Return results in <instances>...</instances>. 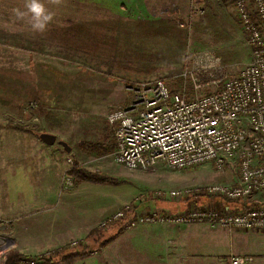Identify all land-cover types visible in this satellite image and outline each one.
<instances>
[{"label":"rangeland","instance_id":"obj_1","mask_svg":"<svg viewBox=\"0 0 264 264\" xmlns=\"http://www.w3.org/2000/svg\"><path fill=\"white\" fill-rule=\"evenodd\" d=\"M235 1L196 0L202 9L197 14L192 0H63L60 5L41 0L53 13V21L46 32L33 33L28 17L17 16L26 12L25 0H0V190L3 186L9 200L21 195L23 207L39 222L56 216L55 210L70 217L84 208L72 211L59 203L53 210L40 202L34 209L29 192L33 187L73 192L80 183L93 184L95 190L89 191L100 207L85 236L58 247L46 242V249L36 253L16 248L15 219L11 213L0 216V222L7 224L0 229L4 233L0 246L6 247L0 251V264H5L11 250L21 256L17 264L25 258L45 264L48 259L40 257L45 253L54 256L56 249L69 253L92 248L89 253L96 254L105 247L114 260L123 263L126 244L150 236L163 240L152 245L148 238L137 245L139 253L163 251L166 264H177L178 256L181 264L188 260L191 264L195 263L192 260L196 264L210 260L228 264L232 254L219 253L232 248L246 250L253 260L264 252L260 235H242L264 229L193 222L123 223V229H118L117 222L104 229L100 226L102 220L127 205H134L137 212L159 209L175 214L197 207L231 211L237 204L206 192L213 184L237 180V159L220 169L210 163L172 169L163 162L146 169H128L113 158V129L107 121L112 110L130 103L133 92L128 88L137 83L161 78L171 90L192 98L217 89L224 79L236 75L251 56ZM42 132L65 141L70 151L57 142L43 143L38 137ZM76 164L87 173L108 176L112 183L79 181L72 188H63V180ZM30 180L34 186L30 187ZM176 189L190 194L183 198L165 194ZM93 229L102 230L111 241L100 248L97 242L88 244ZM187 233L195 235L189 243L177 240ZM209 242L211 249H207ZM177 253L180 255L175 256ZM58 257L54 260H61Z\"/></svg>","mask_w":264,"mask_h":264},{"label":"built area","instance_id":"obj_2","mask_svg":"<svg viewBox=\"0 0 264 264\" xmlns=\"http://www.w3.org/2000/svg\"><path fill=\"white\" fill-rule=\"evenodd\" d=\"M191 7L197 14L202 12L196 0ZM235 10L251 56L236 75L224 79L217 89L192 98L171 90L161 78L137 83L128 88L133 92L130 103L112 110L107 121L116 143L113 158L128 169H146L158 162L172 169L204 163L220 169L237 159V180L213 184L206 191L237 204L231 211L197 207L175 214L159 209L137 212L134 205H127L102 220V228L115 222L127 226L193 222L264 229V0H236ZM73 184L68 174L63 188ZM165 194L183 198L190 193L176 189ZM5 225L0 222V229ZM4 249L1 245L0 251ZM51 257L45 253L40 260ZM252 261L251 255L232 254L228 264ZM36 263L34 258L22 261Z\"/></svg>","mask_w":264,"mask_h":264},{"label":"crops","instance_id":"obj_3","mask_svg":"<svg viewBox=\"0 0 264 264\" xmlns=\"http://www.w3.org/2000/svg\"><path fill=\"white\" fill-rule=\"evenodd\" d=\"M29 184L31 187V185L33 184L31 180L29 181ZM82 184L83 183L76 185L72 189L73 192H68V191L62 192L59 189L53 187L48 188L47 186L41 187L40 190L38 189L34 190L33 187L32 190H30L29 192L32 194L30 196V200L34 202V204H32L33 206L32 208L34 209L38 208L37 203L40 202L49 205V207H51L53 210L55 209V206L58 205L59 203L61 204L65 203V205H68L70 207L69 209H72V211L79 210V208H84L82 209L80 214L75 213L73 216L70 217H67L66 215L60 216L59 211L55 210L54 213L56 214V216L51 217L49 220H43L40 222L36 219H32L34 215H30V213L32 212L28 211V207L27 210H25L26 208L23 207L25 206L23 205L24 202L22 203L21 201V195H19V197H17L14 200H9L6 197L5 190L2 186V189L0 190V216L9 215L11 213L12 217L15 219L14 235H16L15 236L16 248L19 249L20 252L25 253L24 251L26 250L29 251L35 250V251H31L34 253L38 251H42L46 249V245H45L46 242H49L48 244H50L51 247H58L59 245L64 244L69 239L76 237L77 238L83 237L86 235V233L90 231V229L94 225V218L98 217L99 215L100 207H98V204L95 205L96 200L93 198V196L90 194L91 192L89 191V189L95 190V188L92 186L93 184H89V186L88 184L81 186ZM16 193L19 194L20 191ZM7 199L9 201H6ZM87 201L89 202L86 204ZM9 203H11L12 205L7 206L6 204ZM51 210L50 212H53V210L52 211ZM18 224H20L19 228H18ZM36 226H38L39 228L37 229ZM40 231L44 233L41 234ZM230 233L234 235L235 231H232ZM242 235L250 238H252L253 236L260 235L264 239V232H257V231L246 232ZM242 235H238V236L241 237ZM194 237L195 235L187 233L183 235V237L177 238V240L181 241L180 239H182L189 243L191 239H193ZM148 238H150V240L152 241V245H157L159 244V240H163V238H158L155 236H150ZM148 238L137 237L134 240H131L130 243L128 242L126 244V247L128 249L126 250V253L123 255L124 256L123 263L121 260L120 261H117L116 259L114 260L113 259L114 257L111 255L109 251L108 252L106 251V247H105V249L102 250V252L100 251L96 254L89 253L86 256L78 257L77 259H74L69 262H65L63 260H57V261L54 260L51 262V264H166L164 253H162L163 251L158 250L157 253L150 254L151 252L150 250H148L146 254L139 253L138 250L140 248H138L137 245H139V243L143 245L145 241H149ZM24 242H27V244ZM111 243L109 245H111ZM211 246L213 245H211L209 242L207 244V249H211ZM219 254H224V255L246 254V250H233L232 248L229 251H226V253H219ZM178 255L180 254L177 253L175 256ZM256 255L254 260L249 264H264V252L258 253L257 256L260 257H256ZM115 256L118 257V255ZM176 259H177V264H181L179 256ZM142 261H145V263H142ZM192 263L196 264V261L192 260ZM187 264H191V261L188 260ZM206 264H215V261L210 260Z\"/></svg>","mask_w":264,"mask_h":264},{"label":"trees","instance_id":"obj_4","mask_svg":"<svg viewBox=\"0 0 264 264\" xmlns=\"http://www.w3.org/2000/svg\"><path fill=\"white\" fill-rule=\"evenodd\" d=\"M115 145L116 143H115V140L113 139V141L111 142V147L114 149ZM100 148H102V146H100ZM70 174L73 177L74 183L79 182V181H88L91 183H99V184L112 183L111 178H109L108 176L101 175L98 173H92V172L87 173L86 171L82 170L81 167H79V165L77 164H76V167L74 166L72 168V170L70 171ZM117 223L120 224L118 229L124 228V224L122 222H117ZM104 234L105 233L102 230L100 231V229H93L87 236L88 244L91 241L92 243L97 242L99 248L105 246L107 243L111 241V238L107 239V237ZM88 244L86 245V247H89ZM91 249L92 248H86L85 250L71 251L69 253L68 252L64 253V249H61V248L58 250L56 249L54 251L55 252L54 256L52 255V257L49 258L47 262H45V264H51V262L54 261L55 256H59L58 258H60L61 260L65 262H69V261L74 260V258L83 257V256L88 255ZM20 257L21 256L18 252L11 250L10 252H8L6 256L5 264H17Z\"/></svg>","mask_w":264,"mask_h":264},{"label":"clouds","instance_id":"obj_5","mask_svg":"<svg viewBox=\"0 0 264 264\" xmlns=\"http://www.w3.org/2000/svg\"><path fill=\"white\" fill-rule=\"evenodd\" d=\"M63 0H50L54 5H60ZM26 12H18L19 19L28 17L33 33H44L48 30L49 24L53 21V13L48 11L41 0H25Z\"/></svg>","mask_w":264,"mask_h":264},{"label":"water","instance_id":"obj_6","mask_svg":"<svg viewBox=\"0 0 264 264\" xmlns=\"http://www.w3.org/2000/svg\"><path fill=\"white\" fill-rule=\"evenodd\" d=\"M39 139L45 143L46 145H53L55 142L59 143L60 145L63 146V148L69 152L70 151V146L63 141V140H57L56 135L48 133V132H42L38 135Z\"/></svg>","mask_w":264,"mask_h":264}]
</instances>
